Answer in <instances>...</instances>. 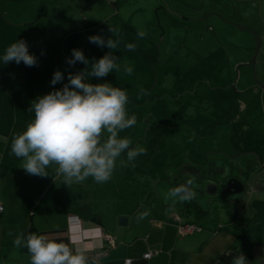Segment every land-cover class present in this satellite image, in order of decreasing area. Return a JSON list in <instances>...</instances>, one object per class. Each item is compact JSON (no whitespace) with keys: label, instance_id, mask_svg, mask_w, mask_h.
<instances>
[{"label":"rangeland","instance_id":"1","mask_svg":"<svg viewBox=\"0 0 264 264\" xmlns=\"http://www.w3.org/2000/svg\"><path fill=\"white\" fill-rule=\"evenodd\" d=\"M110 26L119 30L113 39L120 41L113 52L121 64L119 72H112L114 83L130 93L127 105L138 108L131 114L136 125L120 136L147 150L129 162L136 167L135 184H147L154 196L157 192L172 204L175 199L164 197L181 164L175 176L183 179L200 174L219 182L238 178L245 188L233 193L224 182L215 194L204 192L206 186L201 194L195 183L194 200L207 210L202 222L226 225L238 216L264 224V132L238 135L243 108L264 105V0H0V40L10 46L23 39L37 58L32 67L14 61L5 65L1 50L4 84L31 90L30 79L38 78L40 66L56 58L64 73L85 69L83 63H66L73 49L82 50L91 67L111 50L88 38H109ZM140 29L147 32L144 38L137 37ZM67 32L70 37L62 45L59 39ZM256 36L261 42L257 53ZM128 43L137 46L135 51L126 48ZM125 65L134 68L132 75L123 71ZM206 124L210 128L204 129ZM210 136L214 158L202 155L190 166L189 155L202 142L210 144ZM126 162L122 156L119 164Z\"/></svg>","mask_w":264,"mask_h":264},{"label":"crops","instance_id":"2","mask_svg":"<svg viewBox=\"0 0 264 264\" xmlns=\"http://www.w3.org/2000/svg\"><path fill=\"white\" fill-rule=\"evenodd\" d=\"M70 33L62 34L59 39L62 45ZM4 40H0V51L9 46ZM49 62L40 66L42 72L40 70L38 78L30 79L31 90L10 89L7 83L4 84L5 76L0 74V205L4 207L0 213V264H30L27 249L13 244L15 235L20 232L44 234L64 243L74 239L88 250L107 247V255L95 264H217L222 255L231 256L236 247V237L232 233L214 231L210 227L215 223H203L198 217L184 216L178 209V200L171 204L163 197L158 198L157 192L155 197L151 187L146 189L147 184L138 187L133 177L136 167L130 166L128 161L124 167L119 164L122 156L127 160L126 154L118 158L112 178L103 184L90 177L82 183L66 185L63 177L56 174L55 165L47 169L49 176L46 177L28 175L20 168L21 159L10 154L13 134L23 131L34 118V112L28 111L33 100L68 82V73H64L60 61L56 58ZM56 70L64 74V80L52 85L50 81ZM92 79L94 84L107 82L116 86L112 73ZM135 89H132L133 93ZM126 108L129 116L138 110L130 105ZM240 117L244 124L238 133L241 138H247L249 134L256 137L264 132V105H247ZM203 128L210 127L206 124ZM197 148V153L189 155L190 166L194 167L198 163L197 157L202 155L209 156V160L214 158L210 156L215 152L214 139L210 144L202 142ZM182 170V164L174 169L167 191L188 180L183 179L184 176H175ZM145 211L149 215L138 222L137 215ZM120 217L126 218L125 225L119 224ZM186 224L200 226L201 230L181 233V227ZM9 232H12L11 236ZM104 234L116 238L115 246L109 247ZM153 249H158L159 253L144 258L143 255ZM239 253H245L249 264H264V236L251 248L243 246L227 264Z\"/></svg>","mask_w":264,"mask_h":264},{"label":"clouds","instance_id":"3","mask_svg":"<svg viewBox=\"0 0 264 264\" xmlns=\"http://www.w3.org/2000/svg\"><path fill=\"white\" fill-rule=\"evenodd\" d=\"M109 30L112 35L107 39L100 35H92L88 39L90 43L111 51L91 63L89 70V60L83 51L73 49L66 63L69 66L83 63L85 69L75 74L69 72L68 82L62 88L33 100L28 111L34 112V118L23 131L13 134L10 154L21 159L20 168L26 174L46 177L49 176L47 169L55 165L56 174L63 177L66 185L82 183L90 177L96 183L103 184L112 178L116 162L123 154L130 163L146 154L145 148L134 147L131 139L120 136L121 132L137 123V117L134 114L129 116L127 112V91L112 83L89 82L90 77L101 79L121 70L118 63L120 58L113 55L120 43L113 36L119 35V30L111 26ZM146 35L143 29L137 31L138 38ZM125 46L130 51H135L137 47L132 43ZM2 60L5 65L13 61L16 64L23 62L28 67L37 65L36 56L29 52L28 44L23 39L8 46ZM123 71L130 76L134 68L125 65ZM63 80L64 74L56 70L50 83L56 85ZM145 93V89H140L141 97ZM196 197L195 181L190 178L170 188L165 198L190 202ZM148 215L147 211L138 214L137 221ZM13 244L27 249L30 264H95L94 260L90 261L89 250L74 239L64 243L48 235L35 232L25 235L20 232L15 235ZM230 264L249 262L241 253L235 255Z\"/></svg>","mask_w":264,"mask_h":264},{"label":"trees","instance_id":"4","mask_svg":"<svg viewBox=\"0 0 264 264\" xmlns=\"http://www.w3.org/2000/svg\"><path fill=\"white\" fill-rule=\"evenodd\" d=\"M178 209L184 214V216H194L198 217V219H202L204 215L207 214L206 209H202L197 206L194 200L190 202H180L178 201ZM210 223H214L211 222ZM214 231L217 230H227L232 233L236 237V247H235L233 256L235 253H238L239 250L244 246L253 247L255 244H258L262 235H264V224L259 223L256 220H246L241 217L235 216L228 224H222L218 226L216 223L214 227H210ZM231 256L222 255L217 264H227L230 260Z\"/></svg>","mask_w":264,"mask_h":264},{"label":"water","instance_id":"5","mask_svg":"<svg viewBox=\"0 0 264 264\" xmlns=\"http://www.w3.org/2000/svg\"><path fill=\"white\" fill-rule=\"evenodd\" d=\"M256 40H257V47H256V53H257L261 42L259 41L257 36H256ZM194 181H195V183L199 184L201 194H204L202 190L204 189L205 186L206 187L204 189V192H206L207 194H210V195L215 194L217 191L218 184L220 183L221 185H224V182L226 183L225 186H227L228 189L230 190V193L241 192L245 188L244 183L238 178L230 179L229 181H228V179H225V180L221 179L219 182V181H216L213 176H212V178H209V176H207L205 174L204 175L200 174V176L198 178H196ZM236 186H241V187L238 189V188H236ZM119 224L125 225L126 224V218L120 217L119 218Z\"/></svg>","mask_w":264,"mask_h":264},{"label":"built area","instance_id":"6","mask_svg":"<svg viewBox=\"0 0 264 264\" xmlns=\"http://www.w3.org/2000/svg\"><path fill=\"white\" fill-rule=\"evenodd\" d=\"M4 211V207L2 205H0V213H2ZM201 227L197 226V225H192V224H186L183 225L181 227V233H189L191 231H200ZM103 238L108 242L109 247H113L115 246L117 240L115 237H113L112 235L109 234H104ZM108 253V248L107 247H102L100 249L97 250H89L88 251V256L91 260H94L95 262L99 261L102 257L106 256ZM159 253L158 249H153V250H149L147 251L143 256L146 259L151 258L154 255H157Z\"/></svg>","mask_w":264,"mask_h":264},{"label":"flooded vegetation","instance_id":"7","mask_svg":"<svg viewBox=\"0 0 264 264\" xmlns=\"http://www.w3.org/2000/svg\"><path fill=\"white\" fill-rule=\"evenodd\" d=\"M240 187H241V186H236V188H238V189H239ZM194 201H195V200H194ZM195 203H196V202H195ZM196 204H197V203H196ZM197 206L200 207L198 204H197ZM200 208H201V207H200Z\"/></svg>","mask_w":264,"mask_h":264}]
</instances>
